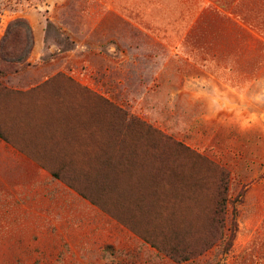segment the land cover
<instances>
[{
    "label": "rangeland",
    "instance_id": "374dc122",
    "mask_svg": "<svg viewBox=\"0 0 264 264\" xmlns=\"http://www.w3.org/2000/svg\"><path fill=\"white\" fill-rule=\"evenodd\" d=\"M219 1L0 0V39L17 18L31 35L23 67L0 76V139L33 161L0 163V264H264V0ZM207 160L229 173L237 230L226 254L218 241L180 263L63 181L87 189L84 174L109 172L140 208L102 182L95 194L148 240L170 239L179 210L212 206Z\"/></svg>",
    "mask_w": 264,
    "mask_h": 264
},
{
    "label": "trees",
    "instance_id": "16d2710c",
    "mask_svg": "<svg viewBox=\"0 0 264 264\" xmlns=\"http://www.w3.org/2000/svg\"><path fill=\"white\" fill-rule=\"evenodd\" d=\"M17 32L21 33V42L23 45L19 48V53L13 54V51L10 52L9 50H7V47L9 46V43L11 44L10 39L15 37ZM19 36L18 40H20ZM30 38V26L24 19L17 18L8 24L4 35L0 39V76L4 75L6 73V69L11 68L16 63L22 64L21 67H23V62L26 60L31 48V40H28ZM123 117V121L125 123H127L128 125L139 124V126L142 127H140L141 132H151L156 137V140L159 139L168 144L172 143L175 146H181L188 153L193 155L197 160L202 157L192 152L188 148L182 146L178 142L173 141L169 136H166L156 131L154 128L147 125L146 123L139 121L136 118L129 117L126 114H124ZM206 165L211 172L209 178H211V181L213 183L212 206H210L206 211L203 212H198L199 210L197 209L190 210V212H187L189 205L183 208L182 211L179 210V216H176L178 217V220L175 221L174 224V235L171 236L170 239L159 238L158 240L154 241L148 240L149 238H146L138 229H136L134 225H132V223L126 221L128 217L132 216V214L126 215L127 218H125L121 215L116 214L115 212L113 213L110 210L109 205L106 204L102 199H100L99 196H97L91 188V185L97 186L95 184L96 182H102L101 184L103 185V190L107 191L106 196H108V193L115 194V198L113 199L115 204H117L118 206H123L125 209L135 210V205L140 208L139 202H137L134 198H131L129 199L131 202L128 203L124 190L119 189V187H117L114 182H111V180H109L108 182L107 178L109 176V172H105L100 175L102 179H99L98 176L93 180H90V178L88 179L87 174H84L83 176L86 180L84 182L89 184V186L86 187L87 189L84 188L85 186H83V188H80V186H76L73 182H71L70 179H62L64 182H66L68 186H71L76 189L82 196L88 198L92 203L99 206L102 210L116 217L120 222L125 223L129 228H131V230L141 235L144 240L149 242L157 250L166 254L175 263H180L182 261H186L188 259H192L201 255L205 250L210 248L218 241H223L222 253L226 254L230 250L233 238L235 236V232L237 230V210L235 203H233L231 209L230 223L228 226L225 225V216L227 213L226 207L228 202L229 173L225 168L210 160H207ZM48 170L50 171L52 177L59 178L58 172L52 169ZM200 180L203 179L201 178ZM192 197L194 200L192 199L191 203H196L197 207V203L200 202L197 200L196 197ZM180 203L181 199L178 204ZM133 215L135 214L133 213ZM183 217H185L187 220H183ZM189 217L191 219H188ZM195 218H201V221H194Z\"/></svg>",
    "mask_w": 264,
    "mask_h": 264
},
{
    "label": "crops",
    "instance_id": "0c3cea01",
    "mask_svg": "<svg viewBox=\"0 0 264 264\" xmlns=\"http://www.w3.org/2000/svg\"><path fill=\"white\" fill-rule=\"evenodd\" d=\"M201 1L206 4H216L217 7H221L219 0H201ZM0 150L4 153V154H0V163L5 164L7 171H10L12 170V168H14V164L15 162H17L16 160L18 158L33 163L32 160L27 158L25 155L18 154L9 144H7L5 141H2L1 139H0ZM42 175H44V172L39 171L38 168L35 169L33 176L36 177V179L31 182L30 186L32 187L35 184L38 177L39 176L41 177ZM36 189L41 190V199L44 198V187L41 185V188L36 187ZM40 216L42 221L40 222L39 225L44 226V205H41Z\"/></svg>",
    "mask_w": 264,
    "mask_h": 264
}]
</instances>
